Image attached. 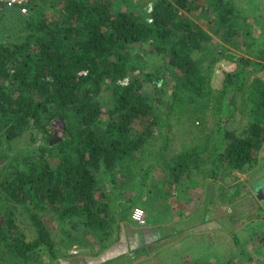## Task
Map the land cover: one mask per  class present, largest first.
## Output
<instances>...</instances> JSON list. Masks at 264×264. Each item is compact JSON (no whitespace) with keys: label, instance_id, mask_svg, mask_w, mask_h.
Instances as JSON below:
<instances>
[{"label":"trees","instance_id":"1","mask_svg":"<svg viewBox=\"0 0 264 264\" xmlns=\"http://www.w3.org/2000/svg\"><path fill=\"white\" fill-rule=\"evenodd\" d=\"M40 1L52 2L34 0L28 13L14 11L24 35L0 43V153L31 126L67 123L57 164L41 147L0 171V254L24 262L43 247L54 250L52 219L63 229L62 248L86 243L77 232L111 235V204L102 202L103 178L97 174L111 183L135 153L153 154L155 142L171 131L163 107L178 111L187 98L207 100L212 67L227 51L242 55L236 58L241 69L225 72V88L236 76L243 84L264 66V33L252 34L253 24L234 0H205L209 10L202 18L213 22L207 28L194 17L198 0H154L146 17L116 9L109 0H59L60 21L38 10ZM144 44L150 48L132 52ZM134 70L140 71L130 74ZM125 77L130 82L120 84ZM254 81L253 98L264 109V81ZM151 84L156 91L148 95ZM223 137V166L248 170L264 147V123L250 122L241 134L227 129ZM203 151L197 145L179 153L168 171L177 179L180 172L191 176L206 163ZM19 206L36 229L34 239L17 224Z\"/></svg>","mask_w":264,"mask_h":264},{"label":"rangeland","instance_id":"2","mask_svg":"<svg viewBox=\"0 0 264 264\" xmlns=\"http://www.w3.org/2000/svg\"><path fill=\"white\" fill-rule=\"evenodd\" d=\"M38 1V0H37ZM45 2H39L38 10L47 13L55 21H60L61 13L60 9L63 4L59 0H50ZM116 9H130L138 13H142L145 17L150 14L154 0H109ZM200 1L201 6L194 14L199 23L207 28L209 25H213V22H206L202 18L203 10L207 12L209 10V4L207 1ZM239 6L241 14L249 19L248 21L253 24L254 33L256 36L260 33H264V0H234ZM36 8V9H37ZM214 16V15H213ZM254 20V21H253ZM243 29H246L244 27ZM21 30V21L19 15H15L14 11L3 10L0 12V43L12 40L17 37L23 36ZM217 42L218 40L215 39ZM150 48L149 44H144L140 47L135 46L131 49L132 52L145 51ZM234 53V54H233ZM227 51L225 58L219 60L212 67L211 71V85L213 87V93L211 96L201 102L193 103L188 98L181 105L180 110L171 111L170 107H163L162 114L166 119V123H171V135L177 137V143L186 141L188 145L201 146L204 150L202 153L203 158L206 160L205 164H202L200 168L191 172L190 181L200 178L207 181L210 190L214 194L215 200L221 201V206L227 208L236 217L237 220H233L232 234L230 236L219 234V241L214 240L218 246L215 247L213 252H216L217 264H264V243L261 241L264 236V202L259 201L255 196V191L258 185L264 182V147L259 152L255 164L248 170L230 171L228 167L223 166L226 163L225 160L219 157L220 144L223 140V132L225 130H233L238 134L244 130V128L254 121L264 123V109L259 107L254 100L253 88L258 85L254 80L259 79L264 81V66L258 68L256 72L250 74L247 80L242 84L241 77H234L232 85L225 88V72L237 71L241 69V65L236 61L237 55H242L241 52ZM217 55V54H216ZM139 62V61H138ZM137 62V63H138ZM140 70H134L130 74L139 73ZM236 81L239 82V86L236 85ZM130 82V77H125L119 81L122 85H127ZM147 94L151 95L156 91L154 85H148ZM109 97H107L108 99ZM67 123L60 121L59 119L52 120L44 129H39L31 126L24 134L13 140L10 143H5L1 146L0 153V171L2 172L7 168V164L14 163L21 157L33 156L38 153L41 147L46 148L48 160L52 164H57L62 157V147L64 145L66 135ZM166 131V129H164ZM158 134V133H157ZM161 139V138H160ZM159 140V139H158ZM157 140V141H158ZM54 142V143H52ZM157 143V142H156ZM177 147V146H176ZM153 155V154H152ZM167 158H171V152L166 154ZM163 165H158L157 174L148 177L144 175L142 170L135 166L134 170H137L141 174L143 179V185H154L158 183V177L164 179L169 177L168 172L164 173L163 166L167 165V162H163ZM128 167L127 164L124 167L117 170L116 175L113 177L114 188H127L125 185L133 186V180L127 181L124 169ZM6 173L7 171H3ZM213 172L217 174L211 175ZM97 176L103 178L101 185L104 184L108 176L104 173H99ZM194 178V179H193ZM117 180L121 182L118 183ZM107 187V186H106ZM105 187V188H106ZM110 191H106L103 194V201L111 204L112 196ZM118 200V199H117ZM114 201V199H113ZM122 209L126 211H133V203H129L127 200H122L119 204ZM239 208V212L234 214V207ZM1 207V205H0ZM8 209V208H7ZM15 219L17 224L21 228L25 229L29 234L30 239L36 237V229L31 220H29L22 207L19 206ZM5 211V210H3ZM23 211V212H22ZM46 216L50 218V215ZM52 237L56 241V246L51 252L49 248L43 247L40 251H37L32 261L24 262L20 259H16L12 256L0 254V264H55L59 262L60 258H66V256L77 255L85 250L87 242V236H83L81 232H77L78 238H85V244L80 241H75L69 244L68 248H62L63 243V229L56 220L52 219ZM77 231V230H76ZM212 242L209 238L205 239ZM198 244L201 246V239L193 241L190 240L183 242L180 248L172 247L167 251L176 258L174 262L159 264H177V262H184V264H197L195 262L197 255L201 252V248H198ZM228 244V245H227ZM76 246L77 248H73ZM232 246L235 249H231ZM206 247H208L206 245ZM207 249V248H206ZM60 253L57 256V251ZM82 250L81 252H79ZM235 258L232 256L236 253ZM208 251V249H207ZM225 254V258L224 257ZM57 256V257H56ZM155 262L151 264H158V257H155ZM150 264V263H149ZM200 264H208L206 262Z\"/></svg>","mask_w":264,"mask_h":264},{"label":"crops","instance_id":"3","mask_svg":"<svg viewBox=\"0 0 264 264\" xmlns=\"http://www.w3.org/2000/svg\"><path fill=\"white\" fill-rule=\"evenodd\" d=\"M171 132L175 131L171 130L169 134ZM155 145L153 155L148 152L135 153L136 159H132V162L127 164L128 167H125L126 180H133V186L125 185L127 188L121 189L114 188L113 180L109 184L107 181L104 183L107 187H103V191L108 190L110 195H113L108 209L109 220L111 218L113 222L111 235H102L99 238L94 234L87 236V244L82 249L85 251L80 250L81 253L77 255L60 258L55 264H151L155 262V257L160 259L157 260L158 264L163 261L171 263L176 258L167 251L168 248L173 246L174 249L177 245V248H180L186 240L193 244L194 240L199 242L200 239L201 246L198 244V248H201V252L195 262L200 264L208 259V263L217 264V257L220 254L216 256V252L211 251L218 246L213 241H219V234L222 233H225L223 236L228 234L231 238L233 220H237L236 215L221 206L220 200H215L206 180L193 178L194 181L191 182V176L181 172L177 179L173 177L174 172L168 171L173 167L172 162L170 164L169 162L179 153L193 149V145H188L185 140L182 142L178 140L177 143L176 135L159 138ZM169 152L171 158L166 157ZM163 162H167V165L163 166L162 175L168 172L169 177L164 179L158 177V183L154 185H151L152 183L143 185L141 174L132 169L137 166L144 175L148 174L150 177L157 174L158 165H163ZM122 200L144 208L147 225L140 226L135 223L131 211L119 207ZM235 207L233 211L237 214L239 211H236ZM207 238L212 242L206 243ZM231 249L235 247L232 246ZM236 255L237 252L232 258Z\"/></svg>","mask_w":264,"mask_h":264},{"label":"built area","instance_id":"4","mask_svg":"<svg viewBox=\"0 0 264 264\" xmlns=\"http://www.w3.org/2000/svg\"><path fill=\"white\" fill-rule=\"evenodd\" d=\"M34 0H0V12L3 10L17 11L26 14ZM132 220L140 226L147 225V214L144 208L136 207L132 211Z\"/></svg>","mask_w":264,"mask_h":264},{"label":"water","instance_id":"5","mask_svg":"<svg viewBox=\"0 0 264 264\" xmlns=\"http://www.w3.org/2000/svg\"><path fill=\"white\" fill-rule=\"evenodd\" d=\"M255 196L259 201L264 202V182L257 187L255 191Z\"/></svg>","mask_w":264,"mask_h":264},{"label":"flooded vegetation","instance_id":"6","mask_svg":"<svg viewBox=\"0 0 264 264\" xmlns=\"http://www.w3.org/2000/svg\"><path fill=\"white\" fill-rule=\"evenodd\" d=\"M258 186H259V185H258ZM258 186H257V187H258Z\"/></svg>","mask_w":264,"mask_h":264}]
</instances>
